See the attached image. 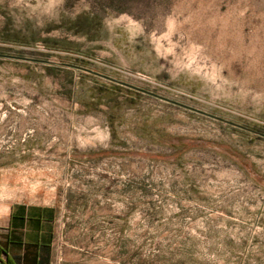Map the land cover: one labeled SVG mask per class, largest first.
<instances>
[{"label": "rangeland", "instance_id": "rangeland-1", "mask_svg": "<svg viewBox=\"0 0 264 264\" xmlns=\"http://www.w3.org/2000/svg\"><path fill=\"white\" fill-rule=\"evenodd\" d=\"M50 264H264V0H0V196Z\"/></svg>", "mask_w": 264, "mask_h": 264}, {"label": "crops", "instance_id": "crops-1", "mask_svg": "<svg viewBox=\"0 0 264 264\" xmlns=\"http://www.w3.org/2000/svg\"><path fill=\"white\" fill-rule=\"evenodd\" d=\"M51 223L33 200L0 196V264H50Z\"/></svg>", "mask_w": 264, "mask_h": 264}]
</instances>
